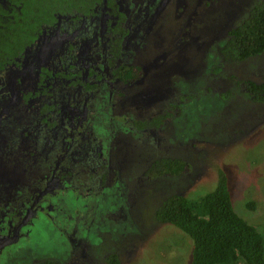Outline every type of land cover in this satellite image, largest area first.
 Masks as SVG:
<instances>
[{
    "label": "flooded vegetation",
    "instance_id": "1",
    "mask_svg": "<svg viewBox=\"0 0 264 264\" xmlns=\"http://www.w3.org/2000/svg\"><path fill=\"white\" fill-rule=\"evenodd\" d=\"M0 3L14 15L23 3L42 1ZM49 3L59 8L40 18L34 38L0 66V237L13 239L0 256L26 240L37 219L60 227L71 251L85 252L86 244L80 247L71 236L79 220L68 231L69 212L84 211L93 200L96 218L118 197L125 204L140 179H157L146 176L156 159L179 157L166 146L146 162L142 177L126 170L132 155L164 145V130L181 111V84L178 92L171 89L181 82L173 72L175 63L181 65V42H173L171 57L163 53L178 0ZM219 42L211 51L212 72L231 63H221ZM93 217L78 223L87 241L97 235L89 227L98 226Z\"/></svg>",
    "mask_w": 264,
    "mask_h": 264
},
{
    "label": "rangeland",
    "instance_id": "2",
    "mask_svg": "<svg viewBox=\"0 0 264 264\" xmlns=\"http://www.w3.org/2000/svg\"><path fill=\"white\" fill-rule=\"evenodd\" d=\"M258 1L178 0L179 3H173V16L163 35L167 44L163 53L171 57L175 52L173 42H181V65L174 62L172 68L175 75H181V82L171 86L178 92L181 84V111L173 119V127L170 122L164 130L169 135L164 145L132 155L126 170L137 171L141 176L146 162L167 146L170 155L186 161L183 173L153 181L139 177L142 184L136 195L129 196L125 204H119L122 200L118 197L119 205L106 207L105 214L96 213V218L93 200L87 202L84 211H70L68 231L79 220L77 231L71 236L80 247L86 244L85 252L79 247L71 251L70 244L58 231L60 227L37 219L28 227L29 238L5 247L0 264H33L45 259L62 264H104L111 252L118 254L122 264H188V237L172 225L158 223L154 210L168 194L197 197L210 191L220 172L230 184L234 209L264 234V104H253L244 88L230 91L226 97L220 94L230 87L227 79L230 75L242 83L246 79H264V53L227 63L220 81L214 79L216 73L208 67L217 43ZM133 183L131 178L129 184ZM91 217L98 226L94 229L93 222L89 227L97 235L94 238L88 232L91 241H87L78 223L83 220L88 223ZM230 264L245 263L233 254Z\"/></svg>",
    "mask_w": 264,
    "mask_h": 264
},
{
    "label": "trees",
    "instance_id": "3",
    "mask_svg": "<svg viewBox=\"0 0 264 264\" xmlns=\"http://www.w3.org/2000/svg\"><path fill=\"white\" fill-rule=\"evenodd\" d=\"M41 1L23 3L20 9L12 10L14 15L0 3V66L34 38L40 18L51 17L59 8L56 7L59 3ZM218 48L221 63H237L264 53V0L254 3L247 15L228 29ZM221 68V65H216L213 72L222 77ZM227 79L230 87L223 94L220 92L223 97L230 91L244 88L253 104H264V79H246L243 83L234 75ZM186 165L182 158L162 157L154 161L146 176L178 175ZM217 179L213 189L197 197L178 193L164 196L154 210L155 220L172 225L188 237V264H230L233 254L245 264H264V234L234 209L226 176L220 172ZM33 264L62 263L45 259ZM104 264L122 263L118 254L111 252L105 257Z\"/></svg>",
    "mask_w": 264,
    "mask_h": 264
},
{
    "label": "water",
    "instance_id": "4",
    "mask_svg": "<svg viewBox=\"0 0 264 264\" xmlns=\"http://www.w3.org/2000/svg\"><path fill=\"white\" fill-rule=\"evenodd\" d=\"M13 239L9 238L8 236L5 237H0V249L9 244L10 242H12Z\"/></svg>",
    "mask_w": 264,
    "mask_h": 264
}]
</instances>
